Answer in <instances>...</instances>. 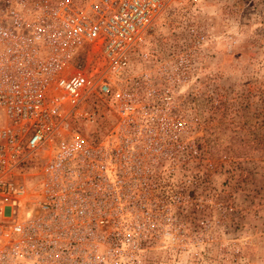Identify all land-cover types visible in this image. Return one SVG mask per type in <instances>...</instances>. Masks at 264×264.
Returning a JSON list of instances; mask_svg holds the SVG:
<instances>
[{"label":"built area","instance_id":"1","mask_svg":"<svg viewBox=\"0 0 264 264\" xmlns=\"http://www.w3.org/2000/svg\"><path fill=\"white\" fill-rule=\"evenodd\" d=\"M165 9L0 0V264H141L144 241L167 233L178 77L156 60L145 84H129L137 60L157 59L141 46ZM89 54L102 61L98 77ZM94 97L110 127L99 128Z\"/></svg>","mask_w":264,"mask_h":264},{"label":"rangeland","instance_id":"2","mask_svg":"<svg viewBox=\"0 0 264 264\" xmlns=\"http://www.w3.org/2000/svg\"><path fill=\"white\" fill-rule=\"evenodd\" d=\"M165 3L141 46L157 59L137 60L136 80L156 60L172 67L183 133L167 233L144 241L141 264H264V0ZM85 68L103 72L93 54ZM100 100L89 103L105 129Z\"/></svg>","mask_w":264,"mask_h":264}]
</instances>
